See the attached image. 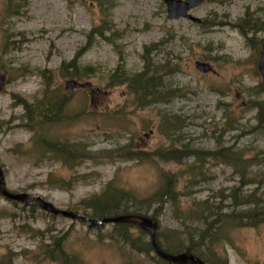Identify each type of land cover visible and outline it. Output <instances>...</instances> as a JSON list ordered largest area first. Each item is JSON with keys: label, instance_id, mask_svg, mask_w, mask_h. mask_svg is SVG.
Wrapping results in <instances>:
<instances>
[{"label": "rangeland", "instance_id": "obj_1", "mask_svg": "<svg viewBox=\"0 0 264 264\" xmlns=\"http://www.w3.org/2000/svg\"><path fill=\"white\" fill-rule=\"evenodd\" d=\"M190 13L201 22L169 18L165 0H0V165L8 190L81 213H91L85 201L109 185L128 191L137 199L123 202L128 212L156 214L164 249L175 233L184 245L198 244L186 228L202 227L211 212L252 207L235 206V198L254 194L264 203L257 67L264 0H205ZM73 63L92 72L72 77ZM140 73L153 75L162 101H139L131 79ZM57 140L70 144V165L54 155ZM239 225L223 224L199 247L201 259L264 264V223ZM55 241L59 256L77 264H167L134 224L90 227L0 194V264H65Z\"/></svg>", "mask_w": 264, "mask_h": 264}, {"label": "trees", "instance_id": "obj_2", "mask_svg": "<svg viewBox=\"0 0 264 264\" xmlns=\"http://www.w3.org/2000/svg\"><path fill=\"white\" fill-rule=\"evenodd\" d=\"M238 24V23H237ZM249 24V19L244 18L243 23H239V26H243L244 29L247 30V25ZM97 33V31H95ZM79 59V56L76 57V60ZM75 63L71 64V68H75L72 77L78 78L83 72L90 74L92 72V69L87 71V67H81L80 65H76ZM132 80V86L135 90L134 92L137 94H141V97H139V101L143 105L151 104L152 102H160L163 100L164 93L162 91V88H160L158 85H156V79L152 76H147V73H140L136 75ZM258 104H260V108H263L262 102L260 101ZM47 116L44 114V112L41 113V117ZM50 116V114L48 115ZM61 119V117H59ZM54 146V147H53ZM52 148L54 149L53 153L54 155L59 158L63 164L70 165L73 163L71 157H70V144L62 141L57 140L53 143ZM88 153V151L86 152ZM176 158H182L179 153H176L174 155ZM172 178H168L166 187L164 188V191L162 193V198L164 196H168V190L171 189L172 186ZM228 197L226 196L224 199L226 200ZM125 200H131V201H137L136 198H134L131 193L128 191H121L118 189H115L113 186L109 185L105 191L100 195H95L92 198L85 201L86 208L90 209L89 213L93 217L103 218V217H111L114 215H118L123 213H130L128 212L129 209L124 206L125 203H123ZM162 200V199H161ZM164 203V202H162ZM235 206H244V205H252L247 211H234L233 213H224L223 211H214L209 213L205 217V224L202 227L193 229V231H189L190 229L186 228L185 235L191 240V243H194V241L199 242L198 244H188L184 245L181 241V236L177 233L172 236V241L169 245V247H165L166 249H163L169 253H180V252H190L197 257L201 258V252L199 247L201 245L205 244H212L214 238L219 236V230L222 227L223 224H229L232 226H240L239 224H242L243 222L248 225H258L260 223H264V203L259 201L257 197H255L254 194H249L242 196L240 199L235 198V201L233 203ZM222 205H220L217 208H221ZM211 207H207V210H210ZM213 209V208H212ZM211 209V210H212ZM139 211V210H137ZM135 211V213H138ZM193 211V210H192ZM195 211H198V209ZM210 212V211H208ZM87 213V212H86ZM142 212H139L141 214ZM144 215H148L147 211L144 213ZM200 217L204 218V211H201ZM154 219H157L156 214L154 213L152 216H150ZM212 217V219H210ZM120 227L127 228L128 224H120ZM159 228V227H158ZM182 233V232H181ZM124 241L127 243H130L132 248L138 249V243L131 239L130 236L124 235L123 236ZM176 241H179L180 244L175 246ZM55 254L58 256V258L63 259L65 264H77L78 260L75 257H64L59 256V251L61 249V241H55ZM159 244L162 246L161 242L159 241ZM150 245V243H149ZM153 248L152 244L150 245L149 249ZM61 253L64 255V251L61 249ZM67 256V255H65ZM164 261V260H163ZM166 262V261H164ZM169 264L168 262H166Z\"/></svg>", "mask_w": 264, "mask_h": 264}, {"label": "water", "instance_id": "obj_3", "mask_svg": "<svg viewBox=\"0 0 264 264\" xmlns=\"http://www.w3.org/2000/svg\"><path fill=\"white\" fill-rule=\"evenodd\" d=\"M167 4L168 17L171 19L178 18H188L197 23H200L201 20L193 17L190 11L199 6L204 2V0H165ZM197 68L201 71L208 72L210 70L209 65L205 63H198ZM258 71L261 75L262 85L264 86V43L261 47L259 60H258ZM2 76L0 75V81ZM90 82L86 83H75V87H88ZM0 193L7 197L8 199L18 201L23 203L25 206H31L34 203H37L39 207L46 212L63 215L65 217L71 218L73 220H78L80 222L89 223L90 227H99L103 226L106 223H130L139 227L141 230L150 233L151 243L154 248L155 253L162 259L168 261L170 264H206L201 258L196 257L190 252H182L179 254H171L166 252L158 243L157 238V228L158 222L152 217L136 214V213H127L120 214L112 217H92L88 213H80L72 210L60 209L56 207L53 203L45 200L41 195L34 193H15L8 190L5 181V174L2 166L0 165Z\"/></svg>", "mask_w": 264, "mask_h": 264}]
</instances>
